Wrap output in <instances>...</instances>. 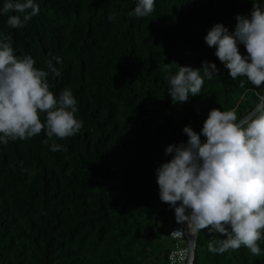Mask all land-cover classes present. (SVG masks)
Masks as SVG:
<instances>
[{
	"label": "trees",
	"instance_id": "trees-1",
	"mask_svg": "<svg viewBox=\"0 0 264 264\" xmlns=\"http://www.w3.org/2000/svg\"><path fill=\"white\" fill-rule=\"evenodd\" d=\"M37 2L39 14L22 29L0 15V32L37 68L62 58L50 84L57 94L73 90L84 127L57 141L66 151H50L43 132L0 146V264H168L174 211L159 199L155 169L171 158L169 144L187 140L182 129L199 132L211 109H236L242 120L261 105L264 88L233 80L204 37L215 23L234 30L237 14L264 0H156L144 18L128 16L136 0ZM206 60L220 75L176 104L169 69ZM213 238L222 237L199 230L193 264H264L244 246L210 253Z\"/></svg>",
	"mask_w": 264,
	"mask_h": 264
},
{
	"label": "clouds",
	"instance_id": "clouds-1",
	"mask_svg": "<svg viewBox=\"0 0 264 264\" xmlns=\"http://www.w3.org/2000/svg\"><path fill=\"white\" fill-rule=\"evenodd\" d=\"M155 6L156 0H136L128 16L147 17ZM39 11L37 0H4L0 7L13 29L24 28ZM235 20L234 30L215 23L205 42L233 80L264 88V4H253L249 14H237ZM62 63L60 56L50 55L46 68H37L31 55H17L11 36L0 32V146L43 132L50 151H66L57 141L81 132L84 122L77 116L73 90L65 87L57 94L50 84V76L61 75L56 65ZM219 75L216 63L207 60L200 68L169 69L168 96L176 104L188 102L202 93L206 80ZM254 112L238 120L236 109H211L199 132L190 124L182 129L187 140L169 144L164 155L171 158L155 169L159 199L174 211L177 223L193 231L206 229L210 236L220 234L221 239L207 244L212 254L241 246L254 256L264 254L258 243L264 240V106ZM20 168L30 171L23 161Z\"/></svg>",
	"mask_w": 264,
	"mask_h": 264
},
{
	"label": "built area",
	"instance_id": "built-area-1",
	"mask_svg": "<svg viewBox=\"0 0 264 264\" xmlns=\"http://www.w3.org/2000/svg\"><path fill=\"white\" fill-rule=\"evenodd\" d=\"M194 232L190 226L178 224L174 214V223L169 232L172 248L167 255L168 264H193L194 251L190 244Z\"/></svg>",
	"mask_w": 264,
	"mask_h": 264
},
{
	"label": "water",
	"instance_id": "water-1",
	"mask_svg": "<svg viewBox=\"0 0 264 264\" xmlns=\"http://www.w3.org/2000/svg\"><path fill=\"white\" fill-rule=\"evenodd\" d=\"M263 104H264V94H263V96H262V98H261V105L260 106H263ZM255 114V112H252L251 114H249L248 116H246L244 119H242V120H245V119H249V118H251V116L252 115H254ZM198 233H199V231H195L194 232V237H193V240L191 241V244H190V247H191V249L193 248H195V245H196V239H197V235H198Z\"/></svg>",
	"mask_w": 264,
	"mask_h": 264
}]
</instances>
